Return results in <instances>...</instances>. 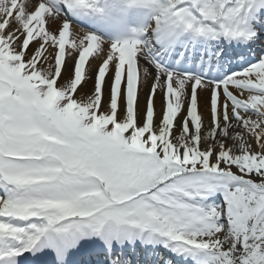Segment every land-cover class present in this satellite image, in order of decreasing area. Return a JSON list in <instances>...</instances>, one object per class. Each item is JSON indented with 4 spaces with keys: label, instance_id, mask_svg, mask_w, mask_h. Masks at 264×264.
Instances as JSON below:
<instances>
[{
    "label": "snow or ice",
    "instance_id": "1",
    "mask_svg": "<svg viewBox=\"0 0 264 264\" xmlns=\"http://www.w3.org/2000/svg\"><path fill=\"white\" fill-rule=\"evenodd\" d=\"M0 264H264V0H0Z\"/></svg>",
    "mask_w": 264,
    "mask_h": 264
},
{
    "label": "bare ground",
    "instance_id": "2",
    "mask_svg": "<svg viewBox=\"0 0 264 264\" xmlns=\"http://www.w3.org/2000/svg\"><path fill=\"white\" fill-rule=\"evenodd\" d=\"M248 57H251V55H248ZM93 64L96 63V61H92ZM63 82V79H61V83ZM91 85V81H87L85 84H84V89H87L89 86ZM83 90V89H81ZM145 91L144 89H142L141 91V103H143L144 101V97H145ZM155 107H156V110L157 112L160 111V107H161V97L159 94H157L156 98H155Z\"/></svg>",
    "mask_w": 264,
    "mask_h": 264
}]
</instances>
